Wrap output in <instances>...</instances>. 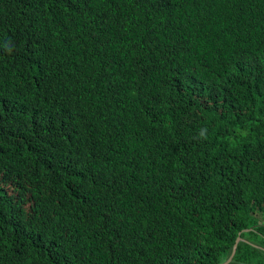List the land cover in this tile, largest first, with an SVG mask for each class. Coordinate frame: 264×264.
<instances>
[{"label":"trees","instance_id":"obj_1","mask_svg":"<svg viewBox=\"0 0 264 264\" xmlns=\"http://www.w3.org/2000/svg\"><path fill=\"white\" fill-rule=\"evenodd\" d=\"M263 22L0 0V264H264Z\"/></svg>","mask_w":264,"mask_h":264},{"label":"water","instance_id":"obj_2","mask_svg":"<svg viewBox=\"0 0 264 264\" xmlns=\"http://www.w3.org/2000/svg\"><path fill=\"white\" fill-rule=\"evenodd\" d=\"M238 241H239V238H238V236H237L236 239L234 240L233 245H232V248H233V249H232V251H231V254L229 255L228 259H227L224 263H222V264H228V263L231 262V260H232V258H233L234 251H235V247H236V244H237Z\"/></svg>","mask_w":264,"mask_h":264},{"label":"clouds","instance_id":"obj_3","mask_svg":"<svg viewBox=\"0 0 264 264\" xmlns=\"http://www.w3.org/2000/svg\"><path fill=\"white\" fill-rule=\"evenodd\" d=\"M262 33H263V43H264V22H263V25H262ZM220 44H221V42H220ZM193 47H196V44H194V43H189L188 44V49H190V48H193ZM238 243V242H237ZM237 245V244H236ZM233 249V248H232ZM235 252V251H234Z\"/></svg>","mask_w":264,"mask_h":264},{"label":"rangeland","instance_id":"obj_4","mask_svg":"<svg viewBox=\"0 0 264 264\" xmlns=\"http://www.w3.org/2000/svg\"><path fill=\"white\" fill-rule=\"evenodd\" d=\"M259 219L262 221L263 220V216L262 215H259Z\"/></svg>","mask_w":264,"mask_h":264}]
</instances>
